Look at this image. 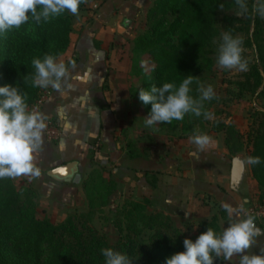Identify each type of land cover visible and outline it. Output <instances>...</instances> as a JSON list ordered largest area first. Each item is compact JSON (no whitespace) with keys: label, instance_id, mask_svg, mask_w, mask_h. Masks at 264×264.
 Listing matches in <instances>:
<instances>
[{"label":"trees","instance_id":"obj_1","mask_svg":"<svg viewBox=\"0 0 264 264\" xmlns=\"http://www.w3.org/2000/svg\"><path fill=\"white\" fill-rule=\"evenodd\" d=\"M92 1L79 0L78 8L84 9L85 4ZM255 1L252 0L248 15L253 30L248 34L247 45L256 54L257 63L239 86L242 89L247 86L252 96L260 98L264 95L263 90L258 92L264 83V71L260 70V65L264 67V39L261 36L263 22L256 15ZM235 5V0H159L158 17L136 38L135 48L129 56L135 70L131 98L140 101L139 90H147L152 85L169 82L178 87L217 35L212 26L215 13L219 9L229 11ZM224 24L233 37L240 31L233 27L232 17L225 16ZM71 25L72 17L65 10L47 21L36 22L30 17L19 28L0 33V85H15L25 95L28 109L41 89L33 86L35 70L31 61L43 59L45 55H52L56 60L63 56L69 46ZM150 107V104L144 105L147 112ZM259 114L264 117V112ZM222 130H227L228 155L233 157L242 152V136L220 124L216 131ZM247 139L252 143L249 160L259 158L260 161L250 165L252 178L261 189L264 187V131L251 130ZM137 156L129 151V159ZM156 174L153 171L143 173L152 188L157 183ZM83 189L92 210L109 205L116 185L94 169ZM32 197L33 192L25 186L18 188L13 177L0 178V264H104L101 249L107 247L126 253L133 260L132 264H164L166 257L184 250L185 238L195 240L208 227L219 233L216 217H213L187 236L189 228L181 233V228L161 212L147 213L149 201L144 199L130 201L122 208L115 222L119 240L112 246L104 235L75 218L57 226L39 218ZM252 217L255 223V217ZM215 264H224L223 257Z\"/></svg>","mask_w":264,"mask_h":264},{"label":"rangeland","instance_id":"obj_2","mask_svg":"<svg viewBox=\"0 0 264 264\" xmlns=\"http://www.w3.org/2000/svg\"><path fill=\"white\" fill-rule=\"evenodd\" d=\"M235 2L237 5L231 10L225 11L219 9L215 13L212 26L217 35L212 38L210 47L198 59L197 66L189 73V75H192L193 81L190 85L191 91L189 95L193 99H200L201 86L204 88L211 86L214 92V97L211 100L202 102L203 106L200 116L187 113L183 120H173L170 123H157L152 127H146L144 118L148 116L149 112L145 110L144 104L141 101H138L134 97L131 98V92L135 84L132 76L135 70L132 62L129 60V56L135 48L134 42L136 38L147 31L150 24L158 17L159 8L157 6L159 0L144 1V5L138 14L135 17H131L132 24L126 33L123 34L122 41L117 46L118 55L120 56L119 73L122 75L120 85H122L124 92L119 95L115 94L111 105L114 108L113 112L117 115L114 132L117 134L116 142L123 146L121 150L127 147L126 149H130L129 151L133 152V154L142 153L147 159L156 158L158 160H168V162L170 160L179 162L185 152L200 149L191 141V137L195 134H204L210 138V143L215 144L219 149L225 150V155L231 161L238 157L244 166L246 175L245 180L240 184L239 191L242 194L238 201V206H243L245 215L252 216L255 206L264 203V187L258 188L251 175L249 152L252 143L248 141L247 135L251 130L264 131V117L259 114L260 112H264V95L260 98H255L247 90V86L243 89L239 86L240 83L245 82L250 68L257 63V57L254 51L247 45L248 34L253 30L252 25L248 21L252 0H241L246 6L247 11L241 9L237 0ZM259 4V0H256L254 7H259ZM91 5L92 3L89 4L87 2L84 8L95 12L91 8ZM82 10L78 8V11ZM255 12L260 21L263 22L261 36L264 39V16L259 15L256 9ZM69 13L72 17V24H77L79 22L78 15L70 11ZM225 16L232 17L233 27L240 30L235 33L234 38L242 40L241 56L247 63L246 71H239L234 68H221L217 65L222 35L229 33L224 24ZM146 64L149 67L150 62L147 60ZM260 70L264 71L262 65H260ZM260 90L264 91V83L258 92ZM117 95L119 99H116ZM205 112L211 114V119L205 118ZM220 124H224L227 128H232L234 132L242 136V152L235 154L233 157L228 155L225 146V139L228 136L227 130L216 131ZM97 145H94L91 151V170L83 175L80 183H74L72 180L68 185L49 183L43 178L38 177L37 174L34 179H26L21 175L13 177L18 188L25 186L33 192L31 202L35 214L39 218L47 220L55 226L64 223L67 219L75 218L81 224L86 223V226L104 235L108 244L112 246L116 245L119 240V233L115 222L122 208L130 201L139 202L144 199L148 200L147 213L161 212L175 226L181 228V233H184V230L189 228V232L186 233L187 236L195 233L201 223L208 222L213 217H216L219 233L227 227L228 223L226 222H229V216L222 207L226 202H215L214 199L208 200L204 198L203 204L212 203V206H214L213 213L205 219H197L180 209L165 207L160 201L153 202L150 198H139L136 195H132L129 189L125 188L122 184L123 168L120 163L113 166L112 164L100 165L97 162L96 153L99 152L100 148ZM94 169L100 171L104 178L112 180L116 185V189L110 197L107 207L101 208L97 206L91 210L89 208L90 201L83 189V184ZM254 224L264 232V227L257 220ZM224 264H226V260H224Z\"/></svg>","mask_w":264,"mask_h":264},{"label":"crops","instance_id":"obj_3","mask_svg":"<svg viewBox=\"0 0 264 264\" xmlns=\"http://www.w3.org/2000/svg\"><path fill=\"white\" fill-rule=\"evenodd\" d=\"M144 1L107 0L95 12L86 8L77 11L79 22L72 24L67 51L57 59L68 68L67 76L40 111L45 119L56 122L61 138L50 143L42 133L41 143L33 153L34 171L21 176L34 179L37 174L49 183L68 185L71 180L56 181L48 176V172L73 162L80 183L83 175L91 170V151L98 144L97 162L113 166L120 163L122 184L132 195L160 201L165 207L180 209L197 219H205L213 213L214 206L203 204L204 198L238 207L242 193L230 189L232 161L225 155V150L215 144L188 150L179 162H168L147 159L142 153L129 159L130 149L121 150L123 146L116 142L117 115L111 102L115 94L124 92L120 85L122 75L117 46L132 24L131 17L138 14ZM118 95L116 99H119ZM146 171L158 173L155 188L143 177ZM261 250H264V232L260 230V235L254 238L246 252L252 255ZM239 261L240 256L234 255L226 264H239Z\"/></svg>","mask_w":264,"mask_h":264},{"label":"clouds","instance_id":"obj_4","mask_svg":"<svg viewBox=\"0 0 264 264\" xmlns=\"http://www.w3.org/2000/svg\"><path fill=\"white\" fill-rule=\"evenodd\" d=\"M241 9L246 6L237 0ZM79 0H0V33L12 28H19L29 18L40 22L49 20L65 10L76 14ZM264 16V0L256 8ZM242 40L229 33L222 35L217 65L221 68L247 70V63L242 59ZM35 70L33 86L39 88L60 89L67 76L65 63L58 62L52 55L43 59L34 58ZM192 75H188L177 87L174 83L165 82L160 86L152 85L149 89H140L138 98L144 105H151L150 112L144 118L146 127L157 123H170L183 120L185 114L201 115L202 102L211 100L214 92L211 86L200 88V99L189 95ZM206 119L211 114L205 112ZM45 128V117L35 111H29L25 95L13 84L0 85V178L17 177L33 173V153L41 143L42 131ZM191 141L200 149L210 143L204 134H195ZM259 158L249 160L251 164L259 163ZM230 220L221 233L208 227L195 240L185 238L184 250L165 258L164 264H215L220 257L230 260L234 255L240 256L239 264H264V250L258 254H247L254 238L260 235L251 215L244 214L243 206L222 205ZM104 264H132V259L111 247L102 248Z\"/></svg>","mask_w":264,"mask_h":264},{"label":"built area","instance_id":"obj_5","mask_svg":"<svg viewBox=\"0 0 264 264\" xmlns=\"http://www.w3.org/2000/svg\"><path fill=\"white\" fill-rule=\"evenodd\" d=\"M105 1L107 0H93L91 8L96 11L99 6ZM53 91L54 89L51 87L41 88L29 111L40 113L45 102L52 95ZM42 133L45 139L50 143H56L61 138V132L56 122L52 119H45V128ZM252 216H254L255 219L264 227V203L255 206L254 211L252 212Z\"/></svg>","mask_w":264,"mask_h":264},{"label":"water","instance_id":"obj_6","mask_svg":"<svg viewBox=\"0 0 264 264\" xmlns=\"http://www.w3.org/2000/svg\"><path fill=\"white\" fill-rule=\"evenodd\" d=\"M48 176L56 181L64 182L72 180L74 183L79 182L76 164L71 162L55 167L48 172ZM245 170L238 157L234 158L231 163L230 172V189L235 193H240V184L245 180Z\"/></svg>","mask_w":264,"mask_h":264}]
</instances>
